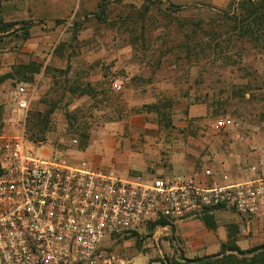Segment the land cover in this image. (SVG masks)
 <instances>
[{
	"label": "rangeland",
	"instance_id": "rangeland-1",
	"mask_svg": "<svg viewBox=\"0 0 264 264\" xmlns=\"http://www.w3.org/2000/svg\"><path fill=\"white\" fill-rule=\"evenodd\" d=\"M238 1L234 11L192 0H0V135L123 176L252 179L264 167V49L221 14L238 16ZM25 66L39 69L32 83L17 75ZM214 216L241 250L264 245V220ZM157 231L113 249L121 259L128 249L159 254L168 236L155 240ZM175 250L165 264L184 263Z\"/></svg>",
	"mask_w": 264,
	"mask_h": 264
},
{
	"label": "built area",
	"instance_id": "built-area-1",
	"mask_svg": "<svg viewBox=\"0 0 264 264\" xmlns=\"http://www.w3.org/2000/svg\"><path fill=\"white\" fill-rule=\"evenodd\" d=\"M15 100L28 110L25 86ZM260 155L264 165V148ZM0 169V264H121L113 247L162 220L157 230L211 212L264 220V167L246 181L146 180L88 159L40 156L21 134L0 135Z\"/></svg>",
	"mask_w": 264,
	"mask_h": 264
},
{
	"label": "trees",
	"instance_id": "trees-1",
	"mask_svg": "<svg viewBox=\"0 0 264 264\" xmlns=\"http://www.w3.org/2000/svg\"><path fill=\"white\" fill-rule=\"evenodd\" d=\"M237 1L238 0H231L228 3L227 8L237 11L238 9L234 8ZM238 6H240L239 10L241 11L238 16L237 13L233 14L231 11L228 12L227 9L226 11H221V14L225 16L227 22L233 23L232 30L239 34L243 43H257L264 49V0H239ZM231 16L235 17L233 18ZM26 34L28 36L29 32L27 31ZM36 73H39L38 68L25 66L23 70L17 72V75L22 76V78L25 79V82L32 83L34 82V75ZM1 80H4V78ZM40 116L41 115H37V117H34L38 124L42 123ZM46 120L47 119L44 118L43 121ZM1 173L0 169V175ZM214 214L215 213L213 212L206 213L201 217V220L205 225L212 230L217 229V221ZM157 224L166 226L168 223L167 221L162 220L156 224H151L149 226V231L156 230ZM172 229H175V227L172 226ZM235 236L234 233L229 234V242L222 245L221 253L195 259L182 258L184 261L183 264H264V245L243 251L237 245V239ZM139 237L141 236L137 233H133L129 237H126L125 240L138 239ZM162 264H165V262L163 261Z\"/></svg>",
	"mask_w": 264,
	"mask_h": 264
},
{
	"label": "crops",
	"instance_id": "crops-1",
	"mask_svg": "<svg viewBox=\"0 0 264 264\" xmlns=\"http://www.w3.org/2000/svg\"><path fill=\"white\" fill-rule=\"evenodd\" d=\"M192 1H208L213 6L225 7L231 0ZM88 158L96 160V158L98 157L94 154H91L88 156ZM224 177L228 178L227 181H225ZM211 179L217 180L221 183L232 182V180L226 174L216 175L215 177L211 178L208 177L205 181H209ZM220 213L215 214L218 215ZM238 221L244 222V219L241 217ZM174 227L175 229H161L155 232V240H157L156 238L158 237L160 238V233H163L168 236V239L164 240V244H166L163 245V249L158 247L159 254H155V249V251L152 249L149 251L128 249L127 252L124 254V258L121 259V264H132L139 255L150 256V264L155 262L162 264L165 258L164 254H174V251H176L175 249H177L178 251L177 256L183 255L186 259L202 258L220 253L222 251V245L227 244L229 242L230 232L228 231L227 226H225L219 221H217V229L215 230L208 228L201 219L182 221L177 223ZM237 245H240L238 240Z\"/></svg>",
	"mask_w": 264,
	"mask_h": 264
}]
</instances>
